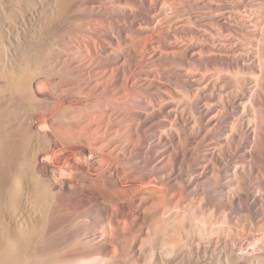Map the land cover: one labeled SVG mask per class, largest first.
<instances>
[{
  "label": "bare ground",
  "instance_id": "6f19581e",
  "mask_svg": "<svg viewBox=\"0 0 264 264\" xmlns=\"http://www.w3.org/2000/svg\"><path fill=\"white\" fill-rule=\"evenodd\" d=\"M105 17L113 22L122 21L124 25L119 22L123 26L114 23L116 25L111 24L112 27H108L105 25L107 24L105 23L107 20H104ZM166 22L173 25L171 26L173 29L169 28L170 32L156 29L157 23L163 25ZM166 24L168 26V23ZM179 26L180 28L189 26L191 31L184 33L187 34L186 38H182L180 41L176 39V41L173 40L175 38L173 36H177L175 34ZM146 38H148V42L144 40ZM93 50L98 52V58L94 57ZM109 56L116 60L117 63H115L120 72L127 71L126 73L134 75L137 81H135L137 87L134 85L136 88L128 86L122 81L116 83L119 81L116 76V81L109 78L111 69L108 65H111V61L108 65L101 63L106 62ZM207 57L224 63L220 66L218 64L219 67L214 65L217 67L213 72L214 77L208 76L207 72L202 70L203 68L201 71H199L200 69L198 71L191 69L190 64H201ZM171 59H177V65H175L176 62L173 65ZM167 62L171 64L168 65ZM206 63L205 61V68H207ZM228 64H232L230 68L227 67ZM253 68L260 73L259 75H264V0H188L179 3L177 1L175 5L173 2L165 0H0V264H51L52 261L49 263V260L54 257L59 258L58 254L69 258L71 256L85 257L104 254L107 251L108 246L103 244L108 238L106 235H104L106 238L103 239V243L102 240L101 243H97L96 235L98 233H91L92 235H90V231L84 234L80 233L84 229L85 221H82L84 224L79 232L70 231L67 234H62L58 225L51 223L47 217L48 209L44 185L42 182H38L31 172L32 164L36 160L33 151L39 144L36 141L38 139L34 140L32 137L35 136L33 132L35 130L31 129L35 124L33 121L41 123L39 120L45 113L53 114V110L56 108L53 106L59 104V102H55L53 105V102L56 101L53 99L56 97L60 99L67 87L70 90V87L78 81L75 85L80 86L79 82H81L92 95L93 91L97 92V89L101 88L100 85L105 88L111 80L115 83L110 84L115 87L121 85V89L126 92L129 90L127 96L133 91V94L138 92L130 101L136 105L134 106L135 111L133 110V120L137 122L140 129H142L141 126L146 128L148 137L145 132H142L147 137V141L142 138L144 144L146 141L150 147L152 145L153 149L157 148L156 145L162 146L164 149L160 152L159 157L155 155L161 158L157 164L159 168L163 165L160 163L163 159H175L173 153L175 150L173 149L177 143L182 142L181 138L185 135V131L194 132L198 136L215 133L218 146L222 145L228 148L236 141L248 140L247 138L255 139L256 127H253V124H262L260 122L262 120L259 121L258 113L254 107L255 103L251 94L253 91L248 89L251 84L247 86L246 82L248 81L243 78L241 80V77V81L235 80L228 83V79L226 83L221 81L219 76L222 73H228L229 69L237 70H234L235 72L232 70L235 75L231 74L234 76H248L251 75ZM253 72L252 76L254 78L257 76L256 80H260V83L263 77L259 76L258 79V73L255 72L257 73L255 76ZM243 73L244 75H242ZM158 76L159 78H157ZM41 79L52 86L50 98L45 102H42L36 96V92H33L35 83ZM73 80L75 82H72ZM259 83H257L258 86ZM107 87L111 89L109 86ZM104 88H101L102 91ZM256 88L258 87L256 86ZM260 88L262 87L260 86ZM124 90L123 93L126 94ZM104 92L102 93L108 95L107 90ZM95 94L97 96L100 93L93 95L95 96ZM117 95L119 96L120 93ZM110 96L113 97V95ZM177 96L185 100L186 105L183 104L185 106H180L179 100L181 99L178 98V100ZM117 100L119 101V99ZM126 101L128 100L126 99ZM246 103H250L253 107L250 104L249 107ZM114 105L116 107V104ZM125 105L127 106V104ZM181 107H186L187 110ZM61 110L62 108L59 111ZM229 110L234 111L236 115L228 113ZM232 114L235 119L230 121L228 118ZM54 115L51 116L56 118V114ZM29 116L31 122L27 123L29 125L33 123L30 126L25 124V120ZM246 116H249L248 120ZM223 120L225 125L221 124ZM250 122L254 123L251 125ZM56 123H59L58 119L55 122V125L58 126ZM51 125L54 124L50 123ZM62 125L65 124L62 123ZM30 129L33 130L32 136ZM144 129L143 131H145ZM183 129L184 135L181 133ZM53 132L50 133L54 136ZM211 136L213 137V135ZM54 138L57 137L54 136ZM139 140L142 141L141 137ZM216 145L215 147H218ZM138 147L140 146L138 145ZM220 152L215 148L202 152V155L199 154L196 157L191 168L186 167V173L185 171H182L184 174L180 173L182 177L179 178H176L174 174L176 175V171L178 173L184 169L182 163H179L181 158L176 160L174 165L171 163L172 166L168 170L153 171L156 173L158 181L160 180V184L169 190H166L167 193H164L166 195H163L165 188L163 192L161 188H158L161 191V193L157 192L161 194V196L159 194L161 210L158 211V217H160L155 216L156 212L153 213V217H156L159 223L157 220V222L155 221L157 225L153 224L155 226L151 227L153 234L151 228H149L150 231L144 227L152 235L147 234L149 239L139 240L141 264H264V226L253 223V225L243 224L238 232L235 230L236 232L224 233L222 228L216 227L217 224H220L219 218L215 217L217 219L211 220L212 223L207 222V213L210 210L213 211L218 202L230 204L231 202L235 203V200L245 199L258 206L264 201V185H260L259 177L253 175L255 166L253 167L252 163L254 162L251 159L253 158L254 161L255 157L248 145L247 148L241 150V159L231 155V150L227 151L230 154L227 157L223 155L222 150ZM35 164L37 163L35 162ZM263 168L261 170L264 172ZM261 178L264 180V173ZM161 187L163 188V186ZM149 189L152 192L153 188ZM156 191L152 193L155 194ZM157 193L156 195H158ZM158 198L156 199L160 201ZM196 200L201 202L199 206L197 205L198 207L193 206V202L196 203ZM99 206V211L102 214L112 213L111 207H108L109 204L106 205L105 202H102ZM262 206L264 207V205ZM241 210L242 207L239 206L235 212L239 216L240 223L239 212ZM231 217L228 215L229 221L232 219ZM79 218L82 217L75 213L72 217L73 222ZM209 219H211L210 216ZM226 222L228 221L224 220L223 223ZM198 223L202 226L199 227ZM183 230L186 234L185 237L184 234L183 236L180 234ZM132 234L134 233L132 232ZM98 235L100 236V234ZM100 238L103 237L100 236ZM126 239L129 243L127 246H130V242L133 241H129L130 238ZM134 242L136 241L134 240ZM166 249L167 251L170 249L171 254L168 257L163 254ZM127 258H124L125 262ZM55 259L53 260L55 261ZM62 259L64 258L62 257ZM128 259L131 260L130 257ZM65 260L67 259L65 258ZM137 260L135 258V263L138 262Z\"/></svg>",
  "mask_w": 264,
  "mask_h": 264
},
{
  "label": "rangeland",
  "instance_id": "374dc122",
  "mask_svg": "<svg viewBox=\"0 0 264 264\" xmlns=\"http://www.w3.org/2000/svg\"><path fill=\"white\" fill-rule=\"evenodd\" d=\"M159 1H163V0H159ZM165 1H170L171 3L173 2V4L175 5V3H177V1L179 3V2H182V1L185 2V1H188V0H175V1L174 0H165ZM189 1H193V0H189ZM166 16L168 17V15H166ZM104 20H107V21H105V23H107L105 25H107L108 27H110L111 24L112 25H116L117 24L119 26H123L124 25V23L122 21H119V22H121L120 24L123 23V25H120L119 22H117V21L113 22V20L107 19L106 17H105ZM108 20H109V22H108ZM114 23H116V24H114ZM166 23H168V26H170V27H168ZM166 23H163V25L161 24L162 27H161L160 24L157 23L155 25V27L156 26L159 27V28L156 27L157 30L161 29V30L170 32V30L173 29V27H171L173 25L170 24L169 22H166ZM103 24H104V22H103ZM164 24H165V26H164ZM107 26H105V27H107ZM166 26L168 27V30H167ZM185 27L182 26L180 28V26H179V29H177L178 27L176 28L177 29L176 30L177 33L175 35H177V36H173V38L175 37L173 40L177 39V40L180 41L182 38L183 39L186 38L187 34H184V33H187V31L188 32L191 31V29H190L189 26H187L186 28ZM162 28H164V29H162ZM169 28H171V29L169 30ZM173 32H174V30H173ZM178 38H180V39H178ZM197 38H199V37H197ZM147 39L148 38H146L144 40L148 42L149 40H147ZM199 43H201L200 40H199ZM93 53L95 55L94 56L95 58L99 57L98 56L99 54H98V52L96 50H93ZM180 54H181V52H180ZM107 58H108V60H106L107 63L105 61H104L105 63L101 62V61L100 62L102 64H104V65H106V64L108 65V63H110V61H111V65L109 64L110 66L108 65V67H110V69L112 70V71L109 70V73L111 72L110 74L113 75V76H111L109 74V78H111L112 80H115V81H116V78H117V80H119V81H116V83H118V82L120 83V81H122L123 83L127 84L128 86H131V87L133 86L134 87L135 81H136L134 75H132V73L130 74L129 72H128L129 74L126 73L127 71L125 73L123 71H121V72H123V73H121L120 70H118V65L116 66V63H117L116 60L112 56L111 57L109 56ZM208 58L209 57L205 58V60H203L201 62V64L200 63H198V64L197 63L190 64L191 67H192L191 69L194 70V71H196V70L198 71L200 69L199 71H201V68H203L202 70L205 73L207 72L208 76H211V77L213 76L214 77L215 76L214 73H213V72H215L214 69L219 67L221 64L224 65V63L220 62L219 60H214L212 58L208 59ZM171 60H169V61H171ZM172 61H173V65L175 64V62H176L175 65H177V63H178L177 59L176 60H172ZM179 61H180V58H179ZM205 61L207 62L206 63L207 68H205L206 66H204ZM214 61L217 64H214L215 63ZM167 64H168V62H167ZM170 64H168V65H170ZM218 64H219V66H218ZM99 65H101V64L99 63ZM104 65H102V66H104ZM214 65H216L217 67L214 66ZM231 65L228 64L227 67L230 68ZM199 66H200V68H199ZM234 68H235V66H234ZM253 69H251V71L253 72L255 70V72H257L258 74L255 73V72H253V73L255 74V76L257 74L258 75V79H259V76H261V75H259L260 73L256 69H254V70ZM232 70L229 69L227 71L228 73H226V74L222 73L221 74L222 76L221 75H219V76H220L221 81H225L226 82L229 79L230 81L228 80V83L231 82V81L233 82L235 80L238 81V80H240V77H241V80L243 78V80L245 79L246 81H248V82L245 81L247 83V86L249 84H251V85H249L250 87L248 86V89H251V91H253V92H251V94L253 95V99H254L253 101L255 103L254 107H255L256 112L258 113L257 116L259 118V121L262 120V121H260V122H262V124H256L255 125L254 122H252V123L250 122L251 125L254 123L253 127H256L255 128V130H256L255 131V137H254L255 139L247 138L249 140V143H248V140H246V139L243 140V141H236L235 143L230 145L229 148H231V149H229L227 146H222V145H221L222 147L220 145L218 146V143L216 141L217 139H215L217 134H215V133H211L210 135L208 133L207 134L205 133L204 134L205 136L201 135V134L198 136L194 132L191 133V131L190 132L189 131L188 132L185 131V135H186L185 136L184 135V129H183V132L181 130V133H183V135H184V136L182 135L183 137L181 136L182 137L181 138L182 142L180 141L181 143H177L176 144L177 146L176 147L174 146L175 148L173 149V150H175V151H173V153L175 154V159H170V160H169V158L168 159H163V161L160 162V163H163V165L161 166L163 168H161V167L158 168L157 164L161 160V158H158L159 155H160V152L164 151V149L162 148V146H158V145H156L157 148L154 147V149H153L152 145L150 147V145H148V143H146L147 137H148L146 128L144 129L141 126L142 129H140V126L137 125V122L133 120L134 119L133 118V114H134V111H135L134 110L135 109L134 106H136V105L132 104V102L130 103V101L132 99H134L133 96H136V94H138V92L133 94L134 93V91H133V93L131 92V94L128 95L130 97H128L127 93H128L129 90L126 92V90L121 89L122 88L121 85H119V86L116 85L118 87H115L114 85L110 84V83H112L114 81L111 82V80H110V82H109V84L107 86H109L111 89H108L107 86L104 88L102 85H100L99 87H101L102 89L104 88V90L102 91V89L99 88L100 91L97 89V92H96V90L93 91V92L94 93H98L99 92L101 95L98 94L96 96V94H95V96H94L93 95L94 93H92V95H93L92 96V95H90L91 93H89V90L86 87H84L83 84H81V82H79L80 86H83L86 89H84L83 87H80L79 85H75V84L78 83V81H77V83H75L74 85H72L70 87V90L67 87L69 91L68 90L66 91L67 88L65 89V93L62 96H60L61 98L59 97L61 99V101H60V99H58V97L53 99V100H56V101L53 102V105L55 104V102L56 103L59 102V104L58 105L56 104V105L58 107H61L62 110L59 111L61 108H58L57 106H53L54 108L56 107L58 110L56 108L55 109L53 108L54 109V110L52 109L53 110V114L52 113H49V114L45 113L46 116L43 115V118H41L39 120V122L41 121L42 124L38 123L37 121H35V122L33 121V123H35V124L37 123V124L36 125L35 124L33 125V123L30 124V125H33V127L31 126L32 128L31 127L30 128L35 130V131H33L31 129L29 130L30 133H31V136L33 135V132H34L35 136H32V137L34 138V140L38 139L36 141H37V143H39V144H37L35 146L34 151H33L35 153L34 155L36 157L35 158L36 160L32 164V167H31L32 171L31 172L33 174V177L38 182H42L43 185H44L43 188L45 189L44 191H46L45 192V197H46L47 209H48L47 210V217L49 218V220L51 221L52 224L56 223L58 225V228L60 229L62 234H65V233L67 234L68 232L70 233V231L79 232L80 229L82 228V225L84 224V222H82V221H85V225L83 226L84 229H83V231H80V233L82 232V234H84V233H87V232L90 231L89 232L90 235H92L95 232H96L95 234H97V233L100 234V236L103 237V238L101 239L100 236L97 234L96 235L97 238H98L97 239V243H101V240H102V243H103V241L105 240V238L107 236L108 238H106V240H108V241L105 240L106 243L104 242L103 244H106V246H108L109 248L107 247V249H106L107 251L105 250L106 252L104 254L100 253V254L89 255V256H85V257H80V256L79 257L78 256H74L73 257V256H71V257L68 258L67 256L65 257V256H62V255L58 254L57 256H60L59 258H61V260H59L58 257L57 258L54 257V258H51L49 260V263L52 261L53 263L51 262V264H85V263L86 264H88V263L89 264H105V262H106V264H115V263L116 264H123V263H125V264H137V263L141 264L142 262H140V261H142L141 260L142 258L140 257V254H141L140 253V241L141 240L143 241V239H147L149 237V235H147V234H150V235L153 234V229L151 227L157 225L156 224V222L158 220L157 218L160 217V216L158 217V213H159L158 211L161 210V208H160V206H161L160 205L161 204V199H160L161 198L160 197L161 196V194H160L161 191L158 190V188L159 189L161 188L162 192L164 191V188H165V191L163 192V195H166L164 193L165 192L167 193V191L169 190V188L167 189L166 187H164L163 184H160V180L158 181V178L155 176L156 175L155 172H157L158 169L159 170L161 169L162 171L168 170V168H170L172 166V164L174 165L175 161L179 160L180 158L181 159H180L179 163H182V166H183L182 168H184V169H181V172L179 171L178 173L176 171V175L174 174V176H176V178L177 177L178 178L182 177V175H180V173L184 174L182 171H185V173H186V167L187 168L188 167L191 168L192 164L196 161V157L199 154L202 155V152L204 153L205 151L212 150V149L215 148L216 151L218 150V152H220V150H222L223 155L226 156V157L231 154V155L235 156L236 158L238 157V158L241 159L242 154L240 152H241V150L243 148H247V145H248V148L251 149L252 152H254L253 155L255 157L254 161H253V158L251 159V161L254 162V163H252L253 167L255 166L254 167L255 169H253V175H257L259 177V184L260 185H264V180L261 178V175L264 173L261 170V168L264 167V163H263L264 162V117H263L264 116V88H263L264 87V82H263L264 81V75L261 76V77H263V79H261V77H260L261 82L259 83L260 80L259 81L256 80L257 76L254 78V76H252V72L250 73L249 71H247V72H249L251 74V75H248V76L247 75L245 76L244 73H243L242 75H244V76H240V75L237 76L236 75L237 76L236 77V76H234L235 75L234 72L237 71V70L234 69L235 70V71L233 70L234 72H232ZM208 71H210V72H208ZM208 73H210V74H208ZM211 73H213V74H211ZM231 73H233L234 75L231 74ZM123 74H125V75L123 76ZM230 74L232 75V77H231ZM246 74H248V73H246ZM115 76H116V78H115ZM159 76L157 78H159ZM229 76H230V78H229ZM120 78H122V79H120ZM124 78H125L126 81L124 80ZM133 78H134V80H133ZM73 79H75V78H73ZM218 80H219V77H218ZM39 81H37L35 83V85H34L35 88L33 87V92H36L35 93L36 96L38 98H40L42 102H45V101H47L50 98V95H51V92H52V88H51L52 86L45 80L43 81L41 79ZM72 82H75V80H73ZM257 83H259L260 85L258 86ZM262 83H263V85H262ZM254 84H256V85H254ZM256 86L258 88H256ZM260 86L262 88H260ZM136 87H134V88H136ZM105 89L107 90L108 95H107V93L104 94L105 93L104 91H106ZM260 89H261V91H260ZM73 90H74V92H73ZM123 90L126 92V94L123 93ZM179 90L180 89L178 88V91ZM101 91L104 92V93H102ZM119 93H120V95L118 96L117 94H119ZM89 95H90V97H89ZM104 95H107V96L104 97ZM110 95H113V97L110 96ZM179 96H181V95H179ZM179 96H177V99L178 98L179 99L182 98V97L180 98ZM120 97H122V98H120ZM103 98H106V99L104 100ZM111 98H113V99H111ZM223 98H225V97H223ZM114 99H116V100L119 99V101L117 100L118 101L117 102L115 100L116 101L115 102V101H113ZM126 99L128 101H126ZM175 99H176V97H175ZM177 99H176V101H177ZM107 100L110 101V102H113V103H110ZM181 100H183V99H181ZM181 100H179L180 101V103H179L180 106H182L185 103L184 102L185 100H183V101H181ZM120 101H121V103H120ZM60 103L62 105H64L65 107L63 106L64 107L63 108ZM122 103L124 105L127 104V106L126 105L124 106ZM97 104H99V105H97ZM114 104H116V107H115ZM249 104L250 103H248L247 105L249 106ZM108 105H109V107H107ZM185 105H186V103H185ZM185 105H183V106H185ZM118 107H120V108H118ZM186 107L185 108L181 107V108L187 110ZM67 110L69 111V113H68ZM72 110H74V111H72ZM118 110H120V111H118ZM186 110H184V111H186ZM66 111H67V113H66ZM228 113H234V111L231 112V110H229ZM54 114H56V118L53 117V116H55ZM59 114H61L60 116H62V117L58 116ZM63 114H65V115H63ZM51 115H53V116H51ZM234 115H236V114L234 113ZM57 116H58V118H57ZM64 116H65V118H63ZM228 116H229V114H228ZM50 117H53V118L51 119ZM248 117L249 116H246V119ZM27 118L25 120L26 121L25 122L26 125L28 124L27 122H29V123L31 122L30 116L28 118V119H30V121H28ZM46 118H48V119H46ZM57 119L59 120V123L58 124L56 123L58 126L55 125V122H56ZM228 119L230 121H233V119H235V116H233V114H232V116L229 117ZM46 120H48V121H46ZM50 120L51 121L53 120L55 122L53 123ZM249 121H250V119H249ZM50 123L54 124L55 126L54 125L50 126ZM62 123H64L65 125H62ZM75 123H76V125H75ZM224 123H225L224 120L221 121V124L225 125ZM26 127H28V126H26ZM62 127H64V128H62ZM143 129L145 131H143ZM49 130H51L52 132L54 130V132H53L54 136H56L57 138H54L53 134L50 133L51 131H49ZM55 131H56V133H55ZM138 132L140 133V135H139ZM142 132H145L147 137L144 136V134ZM57 133H58V135H56ZM192 134H194V135H192ZM211 135H213V137ZM138 136L141 137L142 141L139 140L140 137H138ZM260 136H262V137H260ZM142 138L146 139L145 144L143 143L144 140ZM182 139L184 140L185 143L183 142ZM258 141H260V142H258ZM243 142H244V144H243ZM213 143L214 144L216 143L217 145L216 144L215 145L218 146L219 148L215 147V145ZM182 144H185L186 146H184ZM189 144H191V145H189ZM138 145L141 147V149H140V147H138ZM252 145H254V146H252ZM255 145H256V147H255ZM37 146H39V147H37ZM153 146H155V145H153ZM182 147H184V148H182ZM128 148H130V149H128ZM193 148H195V149H193ZM137 149H139L140 151L137 150ZM142 149H143V151H141ZM161 149H163V150H161ZM230 150H231V152H230ZM134 151H136L137 153L136 152L134 153ZM227 151L230 152V154ZM173 153H172V155L174 156ZM149 155H151V156H149ZM155 155H157L158 157L155 156ZM127 157H129V158H127ZM131 157H132V159L134 157V159L133 160L130 159ZM135 157H136V159H135ZM156 157L159 160H157ZM182 158H184L185 161ZM125 160L128 161V162H126ZM35 162L37 164H35ZM131 163H133V164H131ZM153 166H154V168H153ZM141 169H142V171H141ZM153 171H155V172H153ZM258 171H259V173H258ZM246 172H248V171H246ZM246 172H245V174H247ZM260 173H262V174H260ZM131 174H133V175H131ZM136 176H138V177L136 178ZM83 177L84 178L87 177L88 179L87 178L84 179ZM154 178H155V180H154ZM156 180H157V182H156ZM96 184H97V187H96ZM149 184H150L151 187L148 186ZM160 185L163 186V188ZM113 187H115V188H113ZM147 188L148 189L149 188H153L154 191H156V190H158V191H156L155 194H154V193H152V192H154L153 189H151L152 190V192H151L150 189L148 190ZM103 189H105V190H103ZM135 189H136V191L134 192ZM157 192H160V193H157ZM156 193L158 195H156ZM113 194L116 195V196H114ZM159 194H160V196H159ZM130 195L132 196V199H131ZM120 196H121V198H120ZM146 196H148V197H146ZM155 197L156 198L159 197L158 199H160V201H158ZM127 198H128V200H127ZM106 201H107V203H106ZM199 201L200 200H196V203H194L195 202L194 201L193 202V204H194L193 206L194 207L195 206L198 207L199 204L201 203ZM102 202H105L106 205L109 204L108 207L109 208L111 207L110 210L112 209L111 210L112 213H110V214H112V216H110V214L109 215H104V214L101 213V211H99L100 210L99 204H102ZM155 202H156V204H155ZM97 203H99V204H97ZM262 203L263 204L260 203L261 205L259 204L258 206H255L251 201L248 202V200H245V199H240V200L238 199V200H235V203L231 202L230 204L225 203V202H220V203L218 202L217 205H216V208H214L213 211L210 210V212L207 213V217H208L207 222L210 223L211 220H216L217 218H219L218 220L220 221V224H217L216 227L220 228V229L222 228V230H224V233L225 232L226 233H230L231 231L232 232H236V231L238 232L241 229L240 226H242L243 224L251 225L253 223V224H258V225L264 226V223H263L264 222V207L262 206V205H264V201ZM229 205H231V206H229ZM112 206H113V208H112ZM239 206L242 207V210L239 212L241 223L238 220L239 216L235 213V212H237L236 210L238 209ZM155 207L156 208L158 207V209H156ZM151 208H152V212H151ZM148 211H150V212H148ZM74 212L77 215H79L80 217H82V218H79L80 220L79 219L78 220H74V222H73L72 217H74V215H75ZM155 212H156L157 215L155 214ZM153 213L155 214V216H157V218L153 217L154 216ZM212 214H214V215L212 216ZM227 214L232 216L231 217L232 219L230 221L228 220V215ZM208 215L210 216L211 219H209ZM215 215H217V216H215ZM224 215H226L225 216L226 219L224 218ZM215 217H217V218L215 219ZM54 218H56V219L54 220ZM221 218H223L224 220H227L228 222L223 223L224 220H222ZM69 219H71V220H69ZM133 220H134V222H133ZM149 221H151V222H149ZM236 222H237V224H236ZM63 223H66V224H63ZM127 223L129 224V226H127L128 225ZM158 223H159V220H158ZM153 224H155V225H153ZM198 224H199V227L202 226V224H200V223H198ZM86 225H87V227H86ZM148 226H150V227H148ZM128 227H129L130 231H132L134 234H132V232L129 231ZM140 227H141V229H140ZM144 227L147 230L149 228H151L152 234L149 233ZM228 229L229 230L231 229V230L229 231ZM99 230H101V231H99ZM122 231H124V232H122ZM135 233H137V234H135ZM128 234H129V236H128ZM180 234H182L181 236H183V234H184V237L186 235L184 230L182 231V233L180 232ZM104 235H106V236H104ZM136 235H137V238H135ZM125 236H126V238H130V239H128L129 241L130 240L133 241V242H130L132 245L130 244V246H127V245H129V243H128V241H126L127 239L125 238ZM139 236H140L141 239L139 238ZM169 236H170V234H169ZM117 237L119 238V240H118ZM131 237H133L136 242H134V240H132L133 238L131 239ZM120 242H121V244H120ZM125 242L128 243V244H126ZM123 248H124V250H123ZM165 251L166 252L163 253L164 256H166V257H168V255L170 256V254H171L170 253V249L168 251L166 249ZM124 254H126V255H124ZM125 256L128 257V258L129 257L131 258V260L127 258V261L130 260L129 262L126 261L127 263L124 260V258L126 259ZM62 257L64 259H62ZM118 257H120V259H118ZM134 257L136 259H138L137 263H135V258ZM65 258L67 260H65ZM53 259H55V261ZM133 260H134V263H132Z\"/></svg>",
  "mask_w": 264,
  "mask_h": 264
}]
</instances>
